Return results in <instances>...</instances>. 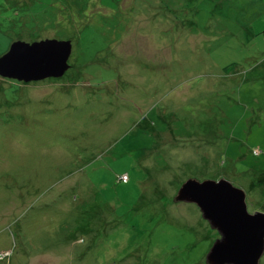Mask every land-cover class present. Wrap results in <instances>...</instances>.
<instances>
[{"label": "rangeland", "instance_id": "rangeland-1", "mask_svg": "<svg viewBox=\"0 0 264 264\" xmlns=\"http://www.w3.org/2000/svg\"><path fill=\"white\" fill-rule=\"evenodd\" d=\"M144 1L62 78L0 77V264H205L216 231L172 203L189 178L264 213V0ZM52 2L0 0V56L78 41Z\"/></svg>", "mask_w": 264, "mask_h": 264}, {"label": "water", "instance_id": "water-1", "mask_svg": "<svg viewBox=\"0 0 264 264\" xmlns=\"http://www.w3.org/2000/svg\"><path fill=\"white\" fill-rule=\"evenodd\" d=\"M69 40L47 39L27 44L11 43L0 56V77L23 83L58 80L70 69ZM172 203L195 205L218 238L205 264H259L264 255V213H249L246 193L224 179L189 178L181 184Z\"/></svg>", "mask_w": 264, "mask_h": 264}, {"label": "trees", "instance_id": "trees-1", "mask_svg": "<svg viewBox=\"0 0 264 264\" xmlns=\"http://www.w3.org/2000/svg\"><path fill=\"white\" fill-rule=\"evenodd\" d=\"M128 1L130 0H88L87 3L82 4L81 0H55L50 4L49 11L52 13L50 17H53V20L65 26L63 30L68 27L70 31H75H73L75 35H79L78 41L76 36L74 40L68 39L69 41L84 42L88 48L99 46L98 53L105 48L109 49V38L122 30L124 24L121 22L130 20L139 5L147 4L144 0H131V7L124 8ZM162 5L168 10L166 3ZM39 12L45 15L46 8H42ZM35 23L36 20L32 25ZM110 74L114 76L113 73Z\"/></svg>", "mask_w": 264, "mask_h": 264}]
</instances>
